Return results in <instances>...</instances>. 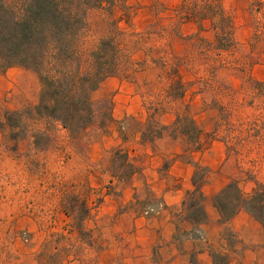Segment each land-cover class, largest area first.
I'll return each instance as SVG.
<instances>
[{"label": "rangeland", "instance_id": "1", "mask_svg": "<svg viewBox=\"0 0 264 264\" xmlns=\"http://www.w3.org/2000/svg\"><path fill=\"white\" fill-rule=\"evenodd\" d=\"M221 3L234 24L231 50L217 48L209 21L203 28L195 21L178 24L177 0H118L112 11L89 10L90 39L118 31L126 58L115 76L136 83L143 97L147 116L144 139L159 131L156 117L160 112L155 111L167 107L183 116L171 130L182 133L185 126L191 144L194 132L184 115L186 101H193L190 114L211 130L216 113L212 99L219 89L238 88L249 75L264 80V37L253 38L255 13L250 0ZM163 60L181 65L187 88L184 100L177 97V91L172 99L167 94L169 80L161 68ZM221 60L242 62V66L237 69L227 64L213 73L212 67ZM39 87L38 76L30 69L0 68V122L5 110L20 111L35 104ZM105 93L98 88L93 91L94 118L73 135L51 120H34L24 129L0 127V264L159 263L154 250L147 259L133 257L127 240L129 222L120 217L124 212H146L149 207L155 210V203L148 201L143 191L134 202H120V188L129 179L122 154L114 153L122 146H92L108 133L112 99L110 92ZM243 113L245 117L254 110L246 107ZM16 135L24 137L14 138ZM202 143H209L208 136H203ZM255 152L243 149L238 157L228 151L237 176H242L237 166L240 158L244 168H259V174L264 175L257 163L248 162ZM242 187L249 191L251 184ZM222 232L232 248L234 234L227 227ZM252 249L257 252V264H264V242ZM213 260L214 264H226L228 257L216 254Z\"/></svg>", "mask_w": 264, "mask_h": 264}, {"label": "trees", "instance_id": "2", "mask_svg": "<svg viewBox=\"0 0 264 264\" xmlns=\"http://www.w3.org/2000/svg\"><path fill=\"white\" fill-rule=\"evenodd\" d=\"M117 3L118 0H15L7 4L6 0H0V68L21 66L30 69L37 74L40 83L35 104L20 111H4L0 122L2 129L5 126L24 129L34 120H51L73 135L91 124L95 115L93 91L105 78L119 74L126 55L116 29L90 39L87 16L93 8L112 11ZM250 4L255 13L253 38L257 40L264 37V0H250ZM176 15L179 16L178 24L195 21L203 28L204 22L209 21L218 42L217 48L231 50L234 47V24L221 0H183L176 9ZM227 64L221 60L212 67V72ZM241 64L231 62L228 65L238 69ZM180 66L173 61L162 62L161 68L169 80L167 94L170 99L176 91L181 99L187 94ZM216 95L212 99L216 113L211 130L204 129L190 114V103L184 104V115L194 132L189 147L200 149L206 146L202 138L208 136L209 142L222 140L228 151L237 156L242 155L243 149L249 152L256 149L255 159L249 157L248 162L257 163L264 169V80L249 75L238 88L224 87ZM223 96L228 99L224 101L221 99ZM107 101L111 104L110 100ZM246 107L254 110V114L244 117L243 109ZM168 109L172 108L162 107L155 113ZM182 117L181 113H176L174 126ZM156 124L159 131H154L148 139L161 135L166 129L158 121ZM40 131L46 134L44 128ZM181 132L189 141L188 129L184 126ZM18 137L24 136L16 135L14 138ZM114 153L122 154L129 177L135 173L137 168L126 148L116 147ZM237 166L242 176L232 178L212 196V202L224 224L238 211L245 210L260 222L264 231V175L259 174V168H244L241 158ZM203 175L204 170L198 168L193 179L195 187L183 201L186 216L194 223L207 218L200 188ZM248 183L251 187L246 191L242 184ZM88 214L89 209L86 208L85 215Z\"/></svg>", "mask_w": 264, "mask_h": 264}, {"label": "crops", "instance_id": "3", "mask_svg": "<svg viewBox=\"0 0 264 264\" xmlns=\"http://www.w3.org/2000/svg\"><path fill=\"white\" fill-rule=\"evenodd\" d=\"M177 1L179 7L183 0ZM136 85L117 76H109L100 83L98 89L111 95V117L108 133L92 144L99 148L125 147L137 167L120 188V202H134L143 191L147 200L155 203V210L150 213L120 214L129 222L127 240L133 257L147 259L154 250L158 264H214L216 254L226 255V264H257V252L252 246L264 242L260 222L249 212L240 210L224 224L212 202V196L237 177L226 144L214 139L200 149H191L182 133L171 130L176 109L160 112L156 120L166 129L153 139H144L147 116ZM185 103L192 105L193 101ZM193 117L200 123L196 115ZM198 168L204 169L200 188L207 218L194 223L187 218L183 201L195 187L193 179ZM224 227L234 234L236 241L232 248L222 234Z\"/></svg>", "mask_w": 264, "mask_h": 264}, {"label": "built area", "instance_id": "4", "mask_svg": "<svg viewBox=\"0 0 264 264\" xmlns=\"http://www.w3.org/2000/svg\"><path fill=\"white\" fill-rule=\"evenodd\" d=\"M151 211H154V208H152V207H149V208L146 210V212H145V213H149V212H151Z\"/></svg>", "mask_w": 264, "mask_h": 264}]
</instances>
